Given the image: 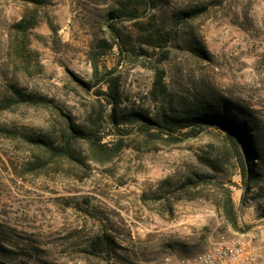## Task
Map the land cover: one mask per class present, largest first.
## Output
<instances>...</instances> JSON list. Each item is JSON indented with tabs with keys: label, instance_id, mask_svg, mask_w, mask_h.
<instances>
[{
	"label": "rangeland",
	"instance_id": "rangeland-1",
	"mask_svg": "<svg viewBox=\"0 0 264 264\" xmlns=\"http://www.w3.org/2000/svg\"><path fill=\"white\" fill-rule=\"evenodd\" d=\"M24 14L36 20L23 49L27 70L11 28ZM146 34L154 44L139 40ZM155 70L166 86L157 101ZM8 83L47 102L0 110L1 264H166L233 231L259 234L244 219L253 210L264 218V182L252 197L234 158L219 160V171L204 162L226 149V131L172 126L163 141L152 121L225 101L264 138V0H0V95ZM110 84L116 112L138 111L141 120L111 122ZM89 118L120 147L104 161L81 144L75 157L51 156L28 140L57 143L65 120ZM193 171L212 177L182 188ZM223 188L238 200L241 230L217 207ZM101 232L118 245L109 255L89 247Z\"/></svg>",
	"mask_w": 264,
	"mask_h": 264
},
{
	"label": "trees",
	"instance_id": "trees-1",
	"mask_svg": "<svg viewBox=\"0 0 264 264\" xmlns=\"http://www.w3.org/2000/svg\"><path fill=\"white\" fill-rule=\"evenodd\" d=\"M151 6L158 0H145ZM36 25L35 17H27L25 14L11 25V28L16 35L21 34V38L15 37L12 39L14 53L18 64L27 70L29 67V54L24 53L30 41L28 37V30ZM139 40L144 43H152V35H139ZM20 40V41H19ZM11 42V37H10ZM25 43V44H24ZM95 67V64H94ZM39 68H42L39 63ZM96 68V67H95ZM160 70H155L154 80L150 94L154 100H160L166 92V86L163 82V76ZM108 96H112L107 102H111V112L107 115L114 125L121 123L141 120L143 115L138 111H129L126 113H117L116 110L122 111L120 106L117 108L115 102V89L113 85H109ZM106 94V93H105ZM47 100L43 97L34 98L30 93L22 90L17 86V83H8L5 91L0 95V110L11 109L14 105L19 104H46ZM202 108L186 109L182 112H177L172 109L170 114H162L159 121L153 120L154 129L156 130L154 136L166 141L172 137L170 130L172 126L188 127L192 125L203 126L204 123H212L220 126L226 131L225 145L227 146L222 152L218 151L217 155L211 158L207 157L204 161L212 170H221L220 162L227 161L230 157L234 158L239 175L243 182V192L254 196L252 190L258 186L259 182H264V138L256 133V126L254 121L250 119L246 111L237 105H232L228 102L210 103L202 105ZM65 125L61 131V135L57 143L41 137H29L30 143L45 148L46 153L51 156H67L75 157L77 153V145H84L85 151L91 155L94 161H104L113 156L119 149L118 143H107L103 141L104 135L94 120L91 118L82 121L81 123H74L70 120L64 121ZM148 127L147 124L143 123ZM145 130V129H144ZM148 132V131H147ZM105 156V157H104ZM212 174H202L193 171L185 177L180 183L182 188L188 187L189 184H199L208 181ZM217 207L223 217L228 220L232 228L241 230L236 225V212L234 203L231 199L230 192L223 188L220 199L217 201ZM261 215L264 216V203L262 205ZM114 238L106 232H101L91 237L89 247L98 252H105L110 254L114 252L117 247ZM1 264V263H0Z\"/></svg>",
	"mask_w": 264,
	"mask_h": 264
},
{
	"label": "built area",
	"instance_id": "built-area-1",
	"mask_svg": "<svg viewBox=\"0 0 264 264\" xmlns=\"http://www.w3.org/2000/svg\"><path fill=\"white\" fill-rule=\"evenodd\" d=\"M166 264H254V257L239 242L222 235L199 253Z\"/></svg>",
	"mask_w": 264,
	"mask_h": 264
},
{
	"label": "crops",
	"instance_id": "crops-1",
	"mask_svg": "<svg viewBox=\"0 0 264 264\" xmlns=\"http://www.w3.org/2000/svg\"><path fill=\"white\" fill-rule=\"evenodd\" d=\"M238 200L235 202L237 203ZM234 203V205H235ZM251 210V209H250ZM245 222H254L259 234L233 231L232 239L239 242L254 257V264H264V218H257L254 210Z\"/></svg>",
	"mask_w": 264,
	"mask_h": 264
}]
</instances>
